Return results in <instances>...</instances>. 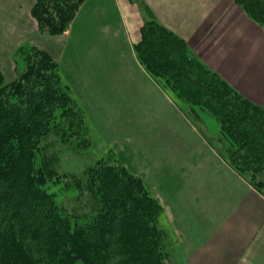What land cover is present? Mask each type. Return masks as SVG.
<instances>
[{"label":"rangeland","instance_id":"374dc122","mask_svg":"<svg viewBox=\"0 0 264 264\" xmlns=\"http://www.w3.org/2000/svg\"><path fill=\"white\" fill-rule=\"evenodd\" d=\"M111 1L91 0L86 17L79 21L82 3L58 35L41 33L37 20L27 14L26 25L20 26L24 39L12 55L1 48V39L9 33L4 32L6 26H12L11 15L0 17V69L5 81H13L24 71L29 53L44 51L57 64L61 89L81 113L80 133L77 127L74 135L67 119L56 118L52 132L63 134L65 143L57 134L44 141L46 150H54L57 157L53 164L57 183L47 185V191L55 194L69 217H88L94 214L98 198L90 169L118 166L138 177L160 204L158 227L168 242L171 237L174 241L177 229L189 231L192 240L198 241L195 236L203 235L204 228L208 234L216 227L212 241L225 243L227 250L231 245L242 248L245 235L255 224L257 234L246 253H255L256 264H264V225L259 229L264 188L257 191L232 169L233 148L213 117L178 98L166 80L148 74ZM99 2L108 4L104 13L95 7ZM138 9L141 11L140 5ZM10 43L14 46L15 40ZM239 205L237 224L243 221V228L235 226ZM253 206L258 208L249 209ZM168 250L175 264H183L181 248L172 244Z\"/></svg>","mask_w":264,"mask_h":264},{"label":"trees","instance_id":"16d2710c","mask_svg":"<svg viewBox=\"0 0 264 264\" xmlns=\"http://www.w3.org/2000/svg\"><path fill=\"white\" fill-rule=\"evenodd\" d=\"M84 1L35 0L30 14L41 33L58 35ZM233 1L264 28V0ZM135 50L150 76L166 80L178 98L217 121L233 148V170L261 192L264 106L205 66L182 38L154 19L141 27ZM25 62L10 82L0 69V264H167L158 227L161 206L127 170L90 169L97 205L94 214L79 220L47 191L57 183V157L44 141L59 135L52 132L56 118L67 119L76 135L82 117L61 89L57 64L47 53L35 50ZM58 137L65 143L63 134Z\"/></svg>","mask_w":264,"mask_h":264},{"label":"crops","instance_id":"0c3cea01","mask_svg":"<svg viewBox=\"0 0 264 264\" xmlns=\"http://www.w3.org/2000/svg\"><path fill=\"white\" fill-rule=\"evenodd\" d=\"M33 4L34 0H0V17L4 18L7 13L11 15L9 25L12 26H6L4 32L12 35L7 33L1 39L4 42H1V48H6V54L12 55L15 53L12 52L13 48L20 45L24 36L20 34V26L26 25L25 18H28ZM106 5V2H99V6L95 7L101 8L104 13ZM111 5L116 13L119 12L118 16L131 33L133 44L140 40L141 27L154 19L182 38L189 51L197 55L205 66L218 73L240 93L264 106V30L247 17L233 0H112ZM91 6V0L83 2L79 8V21L86 17ZM13 40L14 46L10 43ZM249 188L253 196H259ZM242 205L244 207V202ZM242 205L236 207L237 219L234 220L238 228H243V221L237 224L238 211ZM255 208L258 207L249 209ZM260 215L259 229L264 225L262 208ZM254 230L255 224L249 235H245L242 248L231 245L232 249L229 246V250L224 246L225 243L222 245L219 241H212L217 234L216 227L210 228L208 234L206 232L209 230L204 228L203 235L195 236L200 238L198 241L192 240L194 237L187 234L189 231L180 233L178 229L174 230V241L171 237L169 242L163 234L164 247L168 253L167 264H175L172 260L173 249L172 252L168 250L172 244L182 249L185 256L183 264H256L258 256L246 253L257 234ZM249 258L252 259L248 261Z\"/></svg>","mask_w":264,"mask_h":264},{"label":"bare ground","instance_id":"6f19581e","mask_svg":"<svg viewBox=\"0 0 264 264\" xmlns=\"http://www.w3.org/2000/svg\"><path fill=\"white\" fill-rule=\"evenodd\" d=\"M232 167V166H231ZM233 169V168H232Z\"/></svg>","mask_w":264,"mask_h":264}]
</instances>
